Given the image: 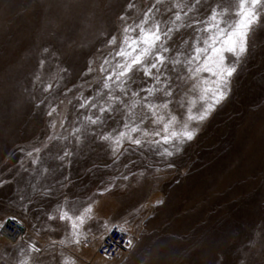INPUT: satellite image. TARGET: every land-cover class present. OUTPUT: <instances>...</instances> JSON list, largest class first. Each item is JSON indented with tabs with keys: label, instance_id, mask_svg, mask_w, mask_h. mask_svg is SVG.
<instances>
[{
	"label": "rangeland",
	"instance_id": "1",
	"mask_svg": "<svg viewBox=\"0 0 264 264\" xmlns=\"http://www.w3.org/2000/svg\"><path fill=\"white\" fill-rule=\"evenodd\" d=\"M183 2L195 7L180 10L187 15L165 42L181 50L212 7L234 0ZM149 8V24L173 27L174 0H0V221L16 217L24 227L14 240L0 226V264H264V19L228 94L203 120H188L191 139L132 133L140 145L117 143L132 125V91L142 105L151 81L137 71L122 91L109 73L119 70L124 25H139ZM166 55L170 65L175 53ZM176 71L183 80L170 108L183 123V94L193 95L195 80ZM136 123L160 130L150 117ZM89 204L87 235L61 244L71 222L59 219L60 209L78 215ZM115 223L132 247L101 258L96 247Z\"/></svg>",
	"mask_w": 264,
	"mask_h": 264
},
{
	"label": "snow or ice",
	"instance_id": "2",
	"mask_svg": "<svg viewBox=\"0 0 264 264\" xmlns=\"http://www.w3.org/2000/svg\"><path fill=\"white\" fill-rule=\"evenodd\" d=\"M128 7L132 8L134 5L129 3ZM174 7L177 11L171 21L173 27L165 24V29L162 30L158 21L149 24V13L153 11L152 8H149L144 13V19L140 21L139 25L125 24L122 29L120 49L117 52V55L121 57V62L117 66L119 70L113 69L109 73V78L114 75L122 91L126 88L125 81H130L132 75L137 71L148 78L151 83L140 90L144 93L142 105L136 99L139 92L132 91L133 101L128 107L132 125L129 127L127 123L124 124L125 130L120 131L115 137L117 143H122L123 139L127 138L132 143L140 145L141 138L134 137L131 135L132 133L156 136L164 142L183 140L184 138L191 139L194 130H189L188 120H203L215 104L228 94L233 75L237 71V64L248 51L250 36L264 19V0H234L231 7L227 5L223 8L219 5L214 6L210 15L203 22V26L196 28L195 39L181 41V45L186 46L181 50L165 46V42L171 43V34L181 26L177 22L181 21L182 16L187 15L180 10L188 8V11H192L195 4L189 6L183 0H174ZM201 23L199 20L192 21L193 25ZM116 42L115 35L108 40L109 44ZM173 52L175 55L169 65V56L166 53ZM177 68L187 76L186 83L195 80L191 88L193 95L183 94L185 98L182 101V106H187V117L183 123H179V118L171 113L170 108L179 92L180 82L183 80V77L176 71ZM101 71H104L103 67ZM169 71L175 75V80L168 74ZM205 73L207 75H203ZM104 87H109L108 79L105 80ZM124 94L128 95L126 91ZM157 97L159 98L158 103L149 102ZM112 99H119V97H112ZM201 101L203 102L201 110L199 114L194 115L193 106ZM140 106L146 111L141 117H138L134 109ZM106 110L111 109L105 107L100 109L101 112ZM149 117L150 122L160 128L159 131L154 130L149 133L146 128L137 125V120H139V125H143L145 120H149ZM104 138L109 139L110 137L105 136ZM91 212V204L78 215L72 214L66 207L60 209L59 219L71 222L70 238L62 239L61 244L79 245L82 242L81 237L87 235L82 230V226ZM7 219L6 217L5 220ZM11 219L15 220L16 217H11ZM2 224L3 222L0 221V226ZM121 230L124 231L123 228ZM126 246L132 247L130 239L126 242ZM29 247L32 251L40 252L35 244H30ZM22 264H28L27 260ZM63 264H76L75 258L65 257Z\"/></svg>",
	"mask_w": 264,
	"mask_h": 264
},
{
	"label": "built area",
	"instance_id": "3",
	"mask_svg": "<svg viewBox=\"0 0 264 264\" xmlns=\"http://www.w3.org/2000/svg\"><path fill=\"white\" fill-rule=\"evenodd\" d=\"M122 228L124 231L121 230ZM2 230L10 239L14 240L21 238L24 234L22 224L11 218L3 222ZM128 240L127 229L119 224H112L100 239L96 247V255L106 259L116 257L120 250L126 248Z\"/></svg>",
	"mask_w": 264,
	"mask_h": 264
},
{
	"label": "bare ground",
	"instance_id": "4",
	"mask_svg": "<svg viewBox=\"0 0 264 264\" xmlns=\"http://www.w3.org/2000/svg\"><path fill=\"white\" fill-rule=\"evenodd\" d=\"M7 236V235H6ZM8 237V236H7ZM9 238V237H8ZM10 239V238H9ZM126 248H127V246H126ZM126 248H124V249H122V250H120L119 252H118V254H117V256L120 254V252H123L124 250H126ZM116 256V257H117Z\"/></svg>",
	"mask_w": 264,
	"mask_h": 264
}]
</instances>
